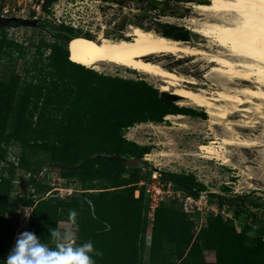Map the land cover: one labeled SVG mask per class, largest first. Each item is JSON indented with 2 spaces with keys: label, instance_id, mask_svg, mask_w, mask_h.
Returning <instances> with one entry per match:
<instances>
[{
  "label": "trees",
  "instance_id": "obj_1",
  "mask_svg": "<svg viewBox=\"0 0 264 264\" xmlns=\"http://www.w3.org/2000/svg\"><path fill=\"white\" fill-rule=\"evenodd\" d=\"M55 1L43 0L41 8L46 10ZM134 1L140 4L139 13L123 18L110 38L130 39L120 32L131 25L173 40L189 39L186 27L161 17H182L186 9L171 10L164 2L190 0ZM34 26L48 32L49 39L23 44L0 27V264H5L12 248L20 201L31 207L27 231L46 243L49 229L59 221L69 223V210H75L78 243L90 240L103 253L94 257L96 264H264L263 218L250 235L248 226L237 230L230 217L208 213L206 225L194 232L198 214L191 219L178 203L155 208L144 258L147 197L141 188L137 196L134 191L142 177L140 161L151 148L128 139L125 132L142 122L164 123L167 114L202 119L206 114L165 101L159 88L143 78L105 74L69 60L68 39H94L80 26L64 20L53 25L44 19ZM19 60L21 72L16 70ZM12 147L16 151L10 155ZM52 168L65 187L71 182L77 187L60 194L41 182V172ZM18 171L26 175L24 195L12 203L10 190ZM158 174L162 182L188 195L207 190L192 173ZM221 189L209 192L211 203L236 215L249 213L248 194L230 195L227 186ZM205 250L214 252V261L204 259Z\"/></svg>",
  "mask_w": 264,
  "mask_h": 264
},
{
  "label": "rangeland",
  "instance_id": "obj_2",
  "mask_svg": "<svg viewBox=\"0 0 264 264\" xmlns=\"http://www.w3.org/2000/svg\"><path fill=\"white\" fill-rule=\"evenodd\" d=\"M38 0H0V16L17 17V18H34L35 5ZM199 1L206 2L207 0H190L189 2H164L171 10H184L182 17L162 16L161 20L169 21L186 27L189 31V39L182 41L185 44L195 47H202L206 50L207 44H211L208 38L197 33L195 28L198 27V22L203 20L204 15L200 14L193 6ZM119 4L108 2L101 4L94 0H76L70 2L67 0H56L48 9H40V15L36 19H44L47 23L58 24L60 20L70 23L73 26H80L82 30L90 32L95 39L108 34L111 37L116 34V26L126 17H131L132 14L139 13L140 4L134 0H120ZM8 5L9 13L3 14L2 9ZM103 6L104 8L100 7ZM102 9H104L102 11ZM39 17V18H38ZM194 18V19H193ZM192 19V20H191ZM191 21V22H190ZM7 36L13 38L23 44L31 41H36L43 37L49 39V33L41 27L32 25H21L16 23H8L1 25ZM131 25L127 26L120 33L124 36H130ZM152 32V31H151ZM215 46L210 51H214ZM152 60L158 61L163 67L169 66L172 71L177 73L184 81H180L181 86L186 88L206 93L209 96L215 95L218 90L222 89V83L227 81L221 78L217 73L211 70V64L201 55H185L181 53H162L149 56ZM23 63L21 60L16 63V70L21 72ZM90 68V67H88ZM94 71L105 72L111 75L122 77L136 78L140 77L147 82L159 88L160 84H166L169 91L179 88L180 85L168 84L158 76L148 75L139 72L135 69L126 68L124 66L113 63H100L97 68H90ZM234 82H228L229 87H238ZM181 99V98H180ZM174 101L176 104L181 105ZM203 110L206 118L202 119L198 116L190 117L181 115L182 117H168L164 123L142 122L129 127L125 136L128 139L134 140L139 144H147L150 146V151L143 155L140 164L142 167V177L148 180L152 170H166L170 172H187L192 173L197 180L207 183L209 192L221 193V186H227L229 192L227 194L246 193L247 211L241 214H234L232 209L224 208V213L229 214L233 225L237 230L244 226L250 228L249 234L253 235L255 228L258 226L259 220L264 219V119L259 118L255 111L245 112L238 111L228 117L229 120L237 121H254L259 120L255 127H239L234 126V129L240 136H248L256 140L253 146H225L222 149V154L228 158V163H222L220 159L204 156V152L199 149L202 143H208L215 135H223L225 133L223 124H214L217 119H212L208 116L203 107L195 104L184 105ZM248 107V104L241 106ZM16 151L15 147L10 150V155ZM130 164L136 163L134 160H128ZM145 162V163H144ZM147 164L151 167L148 169ZM57 170L51 169L42 171L40 174L41 182L48 183L60 194L69 193L77 183L71 182L68 187H65V181L58 176ZM25 174L18 171L14 180L12 189L10 190V200L16 203L24 195L22 188ZM165 205L174 204L177 202L174 198L166 199ZM23 201H20L17 206V213L20 212V206H25ZM22 212V210H21ZM208 214V213H207ZM193 219L194 232H197L201 226L206 225L205 217ZM228 217V216H227ZM229 218V217H228ZM68 222L59 221L57 227H61ZM151 220L145 230L146 247L144 250V258L147 257L148 243L150 236ZM16 242L12 240V247ZM206 261H214V252L205 250L203 252Z\"/></svg>",
  "mask_w": 264,
  "mask_h": 264
},
{
  "label": "bare ground",
  "instance_id": "obj_3",
  "mask_svg": "<svg viewBox=\"0 0 264 264\" xmlns=\"http://www.w3.org/2000/svg\"><path fill=\"white\" fill-rule=\"evenodd\" d=\"M193 6L204 15L195 31L209 39L211 44H207V48L216 47L213 52L133 26L130 39L74 36L67 43L68 57L86 67L97 68L100 63H113L158 76L168 84L180 85L173 90L181 97L177 103L203 107L210 118L218 120L213 121L214 124H223L225 133L200 144L199 149L206 157L228 163V158L222 154L225 146L256 144V140L240 136L233 125L251 128L259 123V120H240L244 122L242 124L228 117L238 111L253 110L264 119V5L258 0H207ZM162 53L201 55L212 65L211 70L227 81L213 96L181 86L182 77L149 57ZM234 81L238 87L226 85ZM159 89L168 90V87L160 84ZM244 104L248 107L241 108ZM181 115L167 114L165 118H180Z\"/></svg>",
  "mask_w": 264,
  "mask_h": 264
},
{
  "label": "clouds",
  "instance_id": "obj_4",
  "mask_svg": "<svg viewBox=\"0 0 264 264\" xmlns=\"http://www.w3.org/2000/svg\"><path fill=\"white\" fill-rule=\"evenodd\" d=\"M78 213L69 210V223L50 228V243L35 233L23 231L9 251L5 264H96L94 257H102L93 243H78Z\"/></svg>",
  "mask_w": 264,
  "mask_h": 264
},
{
  "label": "built area",
  "instance_id": "obj_5",
  "mask_svg": "<svg viewBox=\"0 0 264 264\" xmlns=\"http://www.w3.org/2000/svg\"><path fill=\"white\" fill-rule=\"evenodd\" d=\"M42 2L43 0L37 1L35 5L34 18L40 15ZM2 13L3 14L9 13V8L7 4L3 7ZM97 71L99 72V70ZM101 73H105V72H101ZM198 179H199L198 181H200L199 177ZM204 184L207 186L206 182ZM140 188L144 190L147 197L146 216L149 220H152L155 208L158 207L160 204H164V201L166 199H171V198H174L176 202L181 205L183 211L186 212L191 219H193L196 214H198V217H202L207 213L216 214L218 212L224 216L230 217L229 214L224 213V208L219 209L215 203H211L209 201L208 190L201 191L196 197L192 195H188L182 192L181 190L175 189L170 183L162 182L159 179V174L158 171L156 170H152V172L148 175V180H145L144 177H141V179L137 183V189L134 191L135 196L138 195V191ZM20 208L22 212L20 210V212L18 213L17 226L13 233L15 241L20 233L28 230L29 212L31 210V207L25 205V206H20Z\"/></svg>",
  "mask_w": 264,
  "mask_h": 264
},
{
  "label": "water",
  "instance_id": "obj_6",
  "mask_svg": "<svg viewBox=\"0 0 264 264\" xmlns=\"http://www.w3.org/2000/svg\"><path fill=\"white\" fill-rule=\"evenodd\" d=\"M9 22L10 23L15 22L16 24H21V25H32V26H34L38 23V19H36V18H17V17H13V16H9V17L0 16V26L1 25H7ZM70 39H68V41ZM177 41H179V40H177ZM159 95L162 99H164L165 101H168V102H174V101L181 98L178 94L174 93L173 91H169V90H160L159 89Z\"/></svg>",
  "mask_w": 264,
  "mask_h": 264
},
{
  "label": "snow or ice",
  "instance_id": "obj_7",
  "mask_svg": "<svg viewBox=\"0 0 264 264\" xmlns=\"http://www.w3.org/2000/svg\"><path fill=\"white\" fill-rule=\"evenodd\" d=\"M247 2H253V0H247ZM258 3H260L261 5H264V0H258Z\"/></svg>",
  "mask_w": 264,
  "mask_h": 264
}]
</instances>
